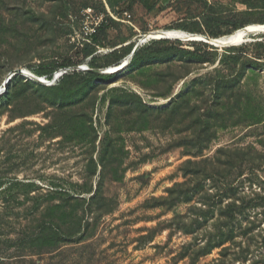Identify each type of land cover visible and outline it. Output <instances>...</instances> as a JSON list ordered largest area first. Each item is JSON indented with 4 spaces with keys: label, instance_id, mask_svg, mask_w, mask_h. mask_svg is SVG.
<instances>
[{
    "label": "rangeland",
    "instance_id": "rangeland-1",
    "mask_svg": "<svg viewBox=\"0 0 264 264\" xmlns=\"http://www.w3.org/2000/svg\"><path fill=\"white\" fill-rule=\"evenodd\" d=\"M232 12L263 24L264 0H0V264H264V34L142 39Z\"/></svg>",
    "mask_w": 264,
    "mask_h": 264
},
{
    "label": "trees",
    "instance_id": "trees-1",
    "mask_svg": "<svg viewBox=\"0 0 264 264\" xmlns=\"http://www.w3.org/2000/svg\"><path fill=\"white\" fill-rule=\"evenodd\" d=\"M238 16H240L239 13L232 12L231 13V16L228 17L229 19L228 18L226 19L228 21H225V19H223L222 17H220L218 19H215V20H224V22L226 23L227 26L230 27V29H228L226 31V34H222V33L218 32V33H215V34H211V36L213 38H217V37H221V36H224V35H229L233 31H235V30H237L239 28L244 27L246 24L244 22H239L238 21ZM105 23H106V19L104 21H102L100 23V25L95 29L94 33H92L90 35V39L93 41V43L98 42L99 41V38L101 37V35L105 33V30H106ZM205 23H208V22L205 21ZM199 44L201 46H204V47L208 46L206 43H201L200 42ZM138 52L139 51H136L134 53L133 58L137 56ZM129 53H130V50L129 49H123L122 51H114L113 53H111V56H114L115 57L113 64H115V66L116 65H119L120 60L123 59ZM78 64L79 63H77V62L69 61V62L64 63L63 66L65 68L66 67H76ZM91 66L93 68H96L94 65H91ZM51 73L52 72L50 71L49 73L46 74V78L47 79H50V80L52 79L53 76L51 75ZM72 76L73 77H81L82 79H86L87 77H96L97 75L94 74V73H92V72L80 73V72H76V71H70V72L66 71L65 74L62 75V80H66V79H68L69 77H72ZM43 77H45V76H43ZM238 216L239 215H237L236 212H235L234 215H233V218H234V223L233 224L235 226L232 225L231 226V229L228 231L229 234H228V236L225 239L227 241H229V240L232 241V242L234 241V238H236V234H235L236 231H237V234H239L242 237H244L245 240H248L246 238V236L249 235V232L247 231L248 228L245 226L244 229H242V226H241V220H242V218H240V216H239V220H240V223H239ZM247 223L250 224L249 221ZM223 237H225L224 234H221L219 240H223ZM224 242H226V241H222V242L214 243V244H208V245H206V247L201 248L196 253H195V251H193V253H191V258L192 259L193 258L195 259L196 257H200V256L207 255L208 253H211V251L214 248L223 246L224 245ZM232 245H234V243ZM233 249H234V247H233ZM239 249H241V247H239ZM229 251H232V248L223 247L222 250L220 251V255L223 256L225 252H229Z\"/></svg>",
    "mask_w": 264,
    "mask_h": 264
},
{
    "label": "bare ground",
    "instance_id": "bare-ground-1",
    "mask_svg": "<svg viewBox=\"0 0 264 264\" xmlns=\"http://www.w3.org/2000/svg\"><path fill=\"white\" fill-rule=\"evenodd\" d=\"M257 34H264V23L263 24H249L245 25L242 28H239L235 31H233L229 35H224L221 37L217 38H210L206 37L204 35L200 34H192V33H187L179 30H155L151 32H147L142 36V39L147 41V40H153V39H163V38H168V39H177L180 41H192L194 39H202L210 43L212 46L217 47V48H226V47H233V46H238L242 43H244L248 37L252 35H257ZM124 67L127 63V61H122ZM120 64L109 67L106 69H102L100 72L101 73H113L118 71ZM111 70H115L111 72ZM23 73H28L26 70H23ZM60 73V72H59ZM56 73V74H59ZM33 79H35L37 82L40 84H47L51 82L50 79H44L43 77H37V76H32Z\"/></svg>",
    "mask_w": 264,
    "mask_h": 264
},
{
    "label": "water",
    "instance_id": "water-1",
    "mask_svg": "<svg viewBox=\"0 0 264 264\" xmlns=\"http://www.w3.org/2000/svg\"><path fill=\"white\" fill-rule=\"evenodd\" d=\"M192 41H194V42H203V43H206V44L211 45L210 43H208L207 41L202 40V39H194V40H192ZM141 42H143V41L140 40L139 43H141ZM137 50H138V45L132 50V52L130 53V55L127 57L126 61H128L129 58H131V56H132ZM123 65H124V64L121 63L120 66H119V68H122ZM113 71H115V70H111V72H113ZM92 72L97 73L95 70H93ZM16 73H17V74H19V73L23 74V71H22V70H17ZM10 77H11V75H10V76L7 78V80L3 83V86H5V85L8 83V81L10 80ZM56 79H57V75H56V76H53L52 79H51V82H49L48 84H52V83H54V82L56 81Z\"/></svg>",
    "mask_w": 264,
    "mask_h": 264
},
{
    "label": "built area",
    "instance_id": "built-area-1",
    "mask_svg": "<svg viewBox=\"0 0 264 264\" xmlns=\"http://www.w3.org/2000/svg\"><path fill=\"white\" fill-rule=\"evenodd\" d=\"M98 23H99V21L96 23V25H98ZM94 31H95V29H92V33H94ZM91 33V34H92ZM66 72V71H65ZM59 74H61V73H59ZM59 74H54V76H56L57 75V77L59 76Z\"/></svg>",
    "mask_w": 264,
    "mask_h": 264
}]
</instances>
